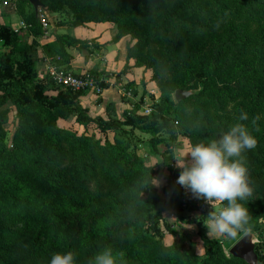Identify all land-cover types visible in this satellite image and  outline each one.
Returning a JSON list of instances; mask_svg holds the SVG:
<instances>
[{
  "label": "trees",
  "instance_id": "1",
  "mask_svg": "<svg viewBox=\"0 0 264 264\" xmlns=\"http://www.w3.org/2000/svg\"><path fill=\"white\" fill-rule=\"evenodd\" d=\"M27 2L19 0L21 6ZM43 3L47 11L71 13L77 25L115 23L114 42L136 38L128 46V58L167 79L154 113L143 116L134 107L118 119L110 103L106 117H92L80 100L84 91L53 80V88L44 80L38 85L31 68L15 66L12 50L19 37L0 24V43L10 46L0 62V264H49L54 253L67 251L74 252L77 264H87L103 247L113 249L118 264H248L227 255L222 243L202 230L209 249L202 262L190 249L165 245L155 236L163 211L176 210L179 219L201 228L203 220L182 217V199L174 190H168L167 200L144 199V194L158 192L152 184L163 173L147 165L119 134L125 127L153 135L166 130L171 137L179 132L194 146L218 138L235 123L257 141L243 153L252 194L241 203L249 210L247 231L258 234L256 252L264 263V0ZM21 12L39 34L36 13ZM56 44L69 61L67 47L87 49L90 41L58 35ZM177 89L195 92L176 102L172 94ZM7 102L16 110L12 148L4 129L9 110L2 107ZM242 113L246 120L238 119ZM73 116L85 128L82 133L58 124ZM90 126L102 137L89 134ZM159 140L151 139L155 151ZM163 158L177 179L180 171L173 168V158ZM167 186L174 188L171 177Z\"/></svg>",
  "mask_w": 264,
  "mask_h": 264
},
{
  "label": "crops",
  "instance_id": "2",
  "mask_svg": "<svg viewBox=\"0 0 264 264\" xmlns=\"http://www.w3.org/2000/svg\"><path fill=\"white\" fill-rule=\"evenodd\" d=\"M26 1V0H24ZM34 10L30 2L21 6L19 0H0V24L10 27L18 35L16 44L12 50V60L15 63L14 55L21 51V65H26L23 70L30 68L36 75H47V68L52 65L66 67L76 73L94 72L97 77L103 80V92L95 94L91 91H85L80 97L82 105L88 109L89 115L107 116V106L113 103L116 107L117 118L123 119L124 111L136 107L139 98L144 94V80H147L148 72L144 67L136 66L134 59L128 58V46L131 45V38L126 36L118 42H114L118 34V26L115 23H87L77 25L74 23L72 14L69 12H51L47 11L49 19V28L45 31L40 23L41 32H33L32 26L28 24L21 11ZM46 9V8H45ZM58 35H67L82 41H90L87 49L80 50L78 47H67V54L71 58L67 61L59 55L57 51L56 38ZM0 62L2 55L10 51V46L2 47L0 43ZM128 67V68H127ZM42 75V76H43ZM43 81V80H42ZM107 85V86H104ZM121 85L131 87L134 97L128 98L121 92ZM151 84H148L150 88ZM148 98H145L148 101ZM70 121L75 124L74 130L84 131V127L76 123L75 117L67 120L60 119V122ZM91 130V129H89ZM166 182V181H165ZM207 218L204 220V232L207 235L205 226ZM212 238L216 236L207 235Z\"/></svg>",
  "mask_w": 264,
  "mask_h": 264
},
{
  "label": "clouds",
  "instance_id": "3",
  "mask_svg": "<svg viewBox=\"0 0 264 264\" xmlns=\"http://www.w3.org/2000/svg\"><path fill=\"white\" fill-rule=\"evenodd\" d=\"M247 118V114L242 113L238 119ZM256 143V138L243 124L235 123L218 138L199 142L174 159L181 170L176 184L193 198L211 206L205 223L207 235L235 239L239 233L247 231L249 210L241 201L251 196L252 188L243 153L254 149ZM158 183L155 178L152 185ZM222 202H226L222 207H212ZM49 264H77V257L72 251L57 252L51 256ZM87 264H118V258L111 247H103Z\"/></svg>",
  "mask_w": 264,
  "mask_h": 264
},
{
  "label": "rangeland",
  "instance_id": "4",
  "mask_svg": "<svg viewBox=\"0 0 264 264\" xmlns=\"http://www.w3.org/2000/svg\"><path fill=\"white\" fill-rule=\"evenodd\" d=\"M128 37L131 38V45H133L136 42V38L132 35H128ZM20 53L21 51L19 50V52L16 53V55H14V60L16 63L15 66L22 64L21 61L22 55ZM146 71L148 72V76H147V80L146 81L144 80V94L139 98V100H137L138 102L135 104L138 109V113H140V115L143 116L150 115L151 113H154L157 110V106L161 102L163 95V87L161 83H163L167 79V75L161 73L160 71H154L152 69H148ZM42 75L39 74L38 76L36 75V81H37L36 83L39 85L40 82L44 80L45 84L50 85V87L53 88L52 85L53 81L51 77L48 74L47 75L45 74L43 76ZM148 84H151L150 88L148 87ZM174 93L172 94L173 99H174ZM147 97H149L148 101H146L145 99ZM6 108L9 110V113L7 115V121L4 123V129L6 131V145L12 148L14 144L13 138L17 129V122L15 119L16 110L10 102H7L6 105L2 107V109H6ZM146 108L150 109L149 113L145 112L144 109ZM60 124L61 127L70 128L74 130L75 124L73 122H72V126H70L71 125L70 121H68L67 123L61 121ZM99 131L100 130H97L94 126H90L88 128L89 134L96 133L98 137H102V134ZM119 134L122 136L123 139L129 142L131 148L138 152V154L144 159L147 165L152 167L154 170L163 173V177L160 180H158L159 183L156 186L158 192H150L148 194H144L143 195L144 199L147 198L155 199L156 197H158L167 200L169 199L166 195V192L168 190H174V192L177 195L181 186L176 184L177 179L174 178L172 175H170L171 171L165 167L163 155H165L166 157L167 156L172 157L173 168H177L179 171H181L176 166V161L174 159L179 158L180 153L182 151L186 152L187 149L191 147L189 140L179 132L176 133L175 136L171 137V135L166 130H162L157 135H153L151 133H146L136 129H131L130 127H125L124 130L119 132ZM109 137L112 140L113 133H110ZM153 137L160 139L157 144L156 151L153 150L151 146V139ZM170 177L174 181L173 189L167 186L168 179ZM158 205H160V203ZM217 206L222 207L223 203H217L212 205V207H217ZM210 210L211 208L208 211L201 212L195 209L194 207L187 208L183 206L181 213H182V217H187V216L193 218L199 217L200 219L203 220V225H204V220H206L207 214ZM200 225L201 224L199 223L182 221L181 219L178 218L176 210L174 211L166 210L162 212V216L159 221V231L155 234V236L158 239L162 238V241L165 243V245L186 247L190 249L191 251H193L195 254L198 255L199 262H202L205 258L208 257L209 249L204 245L203 235L201 234V230L203 232L204 229L201 228ZM246 232L239 233L237 238L235 239L227 238L225 236H220V235H215L216 236L215 238L222 243L225 253L229 255L230 248ZM256 235H257V241L259 242L260 240L258 238V234L256 233ZM208 237L212 238L210 236Z\"/></svg>",
  "mask_w": 264,
  "mask_h": 264
},
{
  "label": "built area",
  "instance_id": "5",
  "mask_svg": "<svg viewBox=\"0 0 264 264\" xmlns=\"http://www.w3.org/2000/svg\"><path fill=\"white\" fill-rule=\"evenodd\" d=\"M37 15L43 29L47 31L49 28V19L47 17L46 9L39 8ZM47 73L57 85L63 88H68L72 91H91L97 95L103 92V80L90 71L76 73L66 67L52 64L47 68ZM121 92L128 98L134 97L133 89L131 87L121 85ZM144 110L146 113L150 112L149 108ZM166 195L168 198L171 197V193L169 191L166 192ZM177 195L181 197L184 207H194L201 212L208 211L211 208L210 205L202 199L193 198L191 194L186 192L182 186L180 187Z\"/></svg>",
  "mask_w": 264,
  "mask_h": 264
},
{
  "label": "water",
  "instance_id": "6",
  "mask_svg": "<svg viewBox=\"0 0 264 264\" xmlns=\"http://www.w3.org/2000/svg\"><path fill=\"white\" fill-rule=\"evenodd\" d=\"M30 2L36 13L39 8H44L43 0H26ZM195 91L177 89L174 93V99L176 102L184 100L191 96ZM257 235L253 231H247L229 250V254L238 257L248 264H264L260 261L256 252Z\"/></svg>",
  "mask_w": 264,
  "mask_h": 264
}]
</instances>
